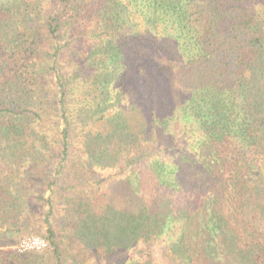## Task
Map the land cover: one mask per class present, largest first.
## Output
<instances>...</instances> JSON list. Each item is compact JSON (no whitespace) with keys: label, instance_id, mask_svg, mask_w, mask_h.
Masks as SVG:
<instances>
[{"label":"trees","instance_id":"16d2710c","mask_svg":"<svg viewBox=\"0 0 264 264\" xmlns=\"http://www.w3.org/2000/svg\"><path fill=\"white\" fill-rule=\"evenodd\" d=\"M0 264H264V0H0Z\"/></svg>","mask_w":264,"mask_h":264},{"label":"built area","instance_id":"2783aa9c","mask_svg":"<svg viewBox=\"0 0 264 264\" xmlns=\"http://www.w3.org/2000/svg\"><path fill=\"white\" fill-rule=\"evenodd\" d=\"M14 250L18 252L37 251L42 252L47 249V242L38 235H28L20 239L14 246Z\"/></svg>","mask_w":264,"mask_h":264},{"label":"rangeland","instance_id":"374dc122","mask_svg":"<svg viewBox=\"0 0 264 264\" xmlns=\"http://www.w3.org/2000/svg\"><path fill=\"white\" fill-rule=\"evenodd\" d=\"M35 235H38V236H40L39 234H35ZM25 236V235H24ZM23 238V237H22ZM21 239V238H20ZM17 243H15V244H13L12 246H11V249H15L14 248V246L16 245Z\"/></svg>","mask_w":264,"mask_h":264}]
</instances>
